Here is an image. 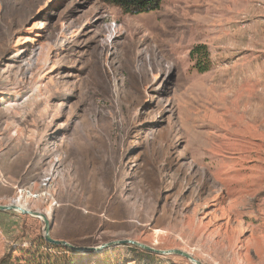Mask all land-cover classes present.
<instances>
[{
    "label": "rangeland",
    "instance_id": "1",
    "mask_svg": "<svg viewBox=\"0 0 264 264\" xmlns=\"http://www.w3.org/2000/svg\"><path fill=\"white\" fill-rule=\"evenodd\" d=\"M14 201L78 245L264 264V0H0V204ZM42 239L40 218L0 212V259L25 264ZM83 261L194 264L133 244Z\"/></svg>",
    "mask_w": 264,
    "mask_h": 264
},
{
    "label": "trees",
    "instance_id": "2",
    "mask_svg": "<svg viewBox=\"0 0 264 264\" xmlns=\"http://www.w3.org/2000/svg\"><path fill=\"white\" fill-rule=\"evenodd\" d=\"M103 2L114 4L119 6L123 12L129 14H139L142 12H148L156 10L160 7L163 0H102ZM207 53L204 46H198L194 49L193 54H204ZM201 71L208 70L206 65H200ZM5 212V211H0ZM43 244L40 246L44 249L41 251L38 248L36 251L27 250L24 256L29 258L23 259L25 264H85L83 259L85 253H80L71 250L64 246L50 244L42 239ZM128 245V244H127ZM14 255L12 253L5 254L0 259V264H10L13 260ZM22 259L16 258L15 262L20 263Z\"/></svg>",
    "mask_w": 264,
    "mask_h": 264
},
{
    "label": "water",
    "instance_id": "3",
    "mask_svg": "<svg viewBox=\"0 0 264 264\" xmlns=\"http://www.w3.org/2000/svg\"><path fill=\"white\" fill-rule=\"evenodd\" d=\"M11 210L40 218L44 222V239L46 242L54 245L64 246L80 253L92 254V253L104 251L114 246L133 244L150 252H154L161 255H169V254L181 255L187 258L188 260H190L194 264H203L192 254L183 251L181 249H157L133 239L116 240V241L102 243L99 245H78L65 239H56L52 235L53 223L46 213L37 210H32L26 207L25 205L16 202H12L9 204H0V211H11Z\"/></svg>",
    "mask_w": 264,
    "mask_h": 264
},
{
    "label": "bare ground",
    "instance_id": "4",
    "mask_svg": "<svg viewBox=\"0 0 264 264\" xmlns=\"http://www.w3.org/2000/svg\"><path fill=\"white\" fill-rule=\"evenodd\" d=\"M14 202L19 203L20 201H14ZM20 203H21V202H20ZM20 203H19V204H20Z\"/></svg>",
    "mask_w": 264,
    "mask_h": 264
}]
</instances>
